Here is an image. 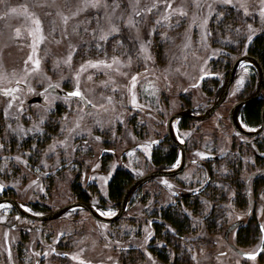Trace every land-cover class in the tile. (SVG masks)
<instances>
[{
    "label": "rangeland",
    "instance_id": "1",
    "mask_svg": "<svg viewBox=\"0 0 264 264\" xmlns=\"http://www.w3.org/2000/svg\"><path fill=\"white\" fill-rule=\"evenodd\" d=\"M101 3L99 8L74 15L82 0H0V195L15 197L29 211H35L32 205L49 211L77 199L71 184L78 177V184L87 189L99 213L110 216L107 213H114L119 205L107 194L112 173L120 168L135 177L156 168L151 150H166V118L186 106L196 110L208 107L232 61L249 52L256 36H264L261 0ZM168 3L171 9L166 7ZM149 8L153 10L148 12ZM181 11L186 15H180ZM165 15L168 20L163 19ZM65 16L69 17L67 24ZM36 19L42 29L39 34L35 32ZM113 26L119 31L106 41L100 40L102 31ZM41 34L44 40L36 44ZM113 57L120 63L110 69L87 66L89 61L112 63ZM36 60L40 61L38 71L34 70ZM82 65L84 71H80ZM241 65L225 100L208 119L174 121L176 132L189 141L188 145L195 141L201 149L204 145L199 144L205 141L213 144L221 157L214 166L220 173L226 161L245 159L239 155L227 158L226 152L234 139L242 137L232 128L228 110L256 84L255 70L246 63ZM133 76H137L134 88ZM50 84L63 90L77 89L78 84L90 106L85 107L76 97L49 91L43 93L44 103H27ZM7 90L9 95L4 94ZM260 98L264 99V84ZM71 129L75 131L70 133ZM63 141H67L65 146H61ZM53 145L55 151H50ZM104 147L113 153H104L99 159ZM206 152L193 149L190 154ZM195 168L189 165L175 177H157L146 183L132 196L129 210L112 224L95 221L83 210L36 222L19 217L13 207L1 203L0 264H264V253L256 262H245L227 248L221 236L225 225L237 217L235 211H229L230 203L235 200V180L243 181L245 171L241 170L237 179L216 175L212 181L211 188L222 192L220 198L213 199V208L221 217L212 234L205 230L203 216L212 204L203 195L197 197L202 203L201 215L182 206L196 233L187 232L176 245L171 244L173 239L162 240L155 227L144 221L152 217L151 212H161L162 206L178 203L181 189L199 186L204 176L199 178ZM222 250L226 254H214Z\"/></svg>",
    "mask_w": 264,
    "mask_h": 264
},
{
    "label": "flooded vegetation",
    "instance_id": "2",
    "mask_svg": "<svg viewBox=\"0 0 264 264\" xmlns=\"http://www.w3.org/2000/svg\"><path fill=\"white\" fill-rule=\"evenodd\" d=\"M226 76H227V73H226ZM226 76H225V78H226ZM221 86H220V88H221ZM27 90H28V93L31 94L29 89H27ZM47 91H49V90H47ZM0 92H3V90L0 89ZM7 92L10 93V91H8V90H7ZM44 92H45V89L39 91L36 95H32L30 98H32L34 96H41L42 101L39 103H44V95H43ZM217 94L218 93H215V95H217ZM63 97H70V96H63ZM257 99H261L260 96ZM28 100H27V103H28ZM30 103H32V102H30ZM263 104H264V100L262 102V105ZM262 105H261V107H262ZM186 107H190V106H186ZM186 107H184V108H186ZM191 107H194V106H191ZM261 107H260V110H261ZM193 111L196 112L198 110H196L194 107ZM241 111H242V109H241ZM241 111L239 112L240 119H242V112ZM181 120L182 119H180V121ZM260 122L261 121H260V111H259V121L256 124L249 125V124H246L244 122V125L246 128L250 129V128H255V127L259 126ZM240 135L242 137L240 139H237V140L234 139L231 142V144L229 145V147L226 148V152H227V155L229 156L227 158H235L237 155H239V157L245 158L239 162L240 163L239 168L242 171L246 172L245 177L243 179V183H242L243 184L242 185V193H243L244 202L237 203L235 201L236 200V191H234L235 194H234L233 199H235V200H234L233 204L230 203L231 208L229 209V211H231V210L235 211V213H237V217L234 218L233 220L229 221L225 225V227L222 230L221 236H222V239H223L225 245L227 246V248H230L235 253H237L241 257V259H243L245 262H256L262 257V255L264 253V230H262V229H264V137H263L264 136V130L261 133H259L257 136H253V137H248V136H245L243 134H240ZM184 142H185V152H186V163H185L184 168L181 170V172H179L175 176L182 173L186 169V167H188L189 165H196V168L194 169L196 172V175L199 176V178L204 176V179L199 184V186H197L196 188L191 189L189 191L199 189L200 187H202L205 184V188L202 191H200L199 193L195 194L196 196H202V195L205 196V194L207 195L208 190L211 189L212 181L214 180L216 175H218L216 173L221 172V171H217L214 167L215 163H217V162L220 163L221 157L214 152L216 149L212 148L213 144L211 142L209 143L208 141H205L206 144H199V145H204V147L201 149L199 147H197L198 143H196L195 141H194V143H192L190 145H188L189 141H186L185 139H184ZM235 142H238V143L236 144ZM165 143H167L166 140H165ZM172 145H174V144H172ZM174 146L176 148V158H175V161H176V159L178 157L179 148L176 145H174ZM154 148H152V149H154ZM193 149L195 151H200V150L204 151L206 149V151H209V152H206L205 155L191 156L190 153ZM151 152H152V150H151ZM104 153H113V151L110 148L104 147L101 150V153L99 155V159L102 157V155ZM188 153L190 154L189 157H188ZM232 162H233V160L226 161L225 164L223 165L224 172L221 173L223 176H229L231 174V172H232L231 163ZM172 165H173V163L170 164V166H168V167L165 166V167H159V168H169ZM156 168H154V169H156ZM128 172L131 174L130 171H128ZM239 173H241V172L239 171ZM175 176H172V177H175ZM132 177H133V175H132ZM135 177H137V176H135ZM135 177H133V179ZM168 178H170V177H168ZM207 180H208V182L206 183ZM85 190L87 191L86 188H85ZM189 191H182V189L180 190L179 201L181 202L182 206L184 205L182 202V197H184L186 194H188ZM135 193H133V195ZM132 196L130 198V205H131ZM0 197H9V198L16 199L15 197H12L9 195H7V196L0 195ZM16 200H18V199H16ZM75 200H79V199H75ZM18 201H20V200H18ZM87 201L93 203L90 200V196H89V200H87ZM6 204H8V203H6ZM93 204L96 205L95 203H93ZM176 204H177V202H176ZM8 205H10V204H8ZM23 207H24V205H23ZM96 207L98 209L97 205H96ZM118 207H119V205H118ZM14 210H15V208H14ZM49 211H51V210H49ZM83 211H85V210H83ZM31 212H46V211H36V210L34 211L33 210ZM85 212H87V211H85ZM16 213H17V211H16ZM17 215L19 217H24V216L19 215L18 213H17ZM24 218H26V217H24ZM29 220H31V219H29ZM145 220L147 221V224L149 226H152L153 220L157 221V219H155V217H151V218L146 217ZM32 221H34V220H32ZM36 222H45V221H36ZM233 222H237L236 225L233 226L231 229H229L227 232H225L226 228ZM102 223H104V222H102ZM108 224H112V223H108ZM243 231H245L244 235L241 234ZM262 241H263V244H262L261 249H260V245H261ZM213 242H215V240H213ZM213 244L215 245V243H213ZM258 249H260V251H258ZM239 251L244 252L245 254H253L257 251L258 252L254 256L255 257L254 259H250L248 257L241 256L239 254ZM214 254L216 256L224 255V254H226V250L216 251ZM61 256H64V255L61 254Z\"/></svg>",
    "mask_w": 264,
    "mask_h": 264
},
{
    "label": "water",
    "instance_id": "3",
    "mask_svg": "<svg viewBox=\"0 0 264 264\" xmlns=\"http://www.w3.org/2000/svg\"><path fill=\"white\" fill-rule=\"evenodd\" d=\"M243 63L250 65L255 70L256 75H257L256 84L251 93L241 98L240 100L236 101L229 108L228 119L232 127L234 128V130L237 131L238 133L243 134L248 137L257 136L259 133H261L264 130V104L262 105L261 110H260V121H261L260 125L255 128H250V129L246 128L240 120L239 112L245 105L249 104L250 102L256 100L259 97L260 91L264 84V68L262 67L261 63L254 55L250 53H244V54L237 56L232 61L228 69L227 76L218 94L214 96L213 101L208 107L194 112L193 111L194 108L190 106V107L180 109L170 114L167 117V119L165 120L166 137L172 144L176 145L179 148L176 164L171 168H156L145 174L135 177L125 188L120 204H119V207L115 210L114 215H110V216L102 215L99 213L96 205H94L91 202L83 201V200H74L66 204H63L54 210L46 211V212L28 211L23 207V204L20 201L14 198H9V197H0V204L8 203L13 208H15V210L17 211L19 215L24 216L34 221H48V220L58 219L62 217L63 215H65L70 210H85L89 213V215L95 221L104 222V223H113L114 221L119 219L129 209L130 198L133 195V193H135L140 187H142L144 184H146L147 182L157 177H171L181 172V170L184 168L185 163H186L185 142H184V139L180 137L175 131L174 126H173L174 121L180 120V119L203 121V120L208 119L215 112L218 106L225 100L227 91L232 81L234 80L236 71L238 67ZM47 90H49L50 92L58 96H68V93L76 89L63 90L57 87H48ZM82 97L83 99H81L80 97H77V98H79L86 107H89L90 104L85 99L83 94H82ZM36 101L41 102L42 101L41 96H34L30 98L28 100V103L36 102ZM207 182L208 180L206 181V183ZM204 188H205V184L199 189L188 192V195L197 194L200 191H202ZM236 223L237 222L231 223L226 228L225 232H227L229 229L235 226ZM262 244H263V241L260 245V249H261ZM260 249H258V251H260ZM257 252L253 254H245L244 252L239 251V254L243 257L249 258L250 256H255Z\"/></svg>",
    "mask_w": 264,
    "mask_h": 264
},
{
    "label": "trees",
    "instance_id": "4",
    "mask_svg": "<svg viewBox=\"0 0 264 264\" xmlns=\"http://www.w3.org/2000/svg\"><path fill=\"white\" fill-rule=\"evenodd\" d=\"M125 35H126V40H128L129 38L127 34ZM128 45H130V43H128ZM248 51H249L248 53L254 55L259 60L262 67L264 68V36L263 35H258L252 40V43L249 46ZM219 90L220 88L218 89V92ZM263 100L264 99L262 98L257 99L255 101L250 102L249 104L245 105L242 108V111H241L242 120H244L246 124L253 125L259 121V111H260V107L262 105ZM183 120H186V119H182L180 122H182ZM166 142H167L166 150H163L161 148L152 149L151 159L157 168L165 167V166L168 167L170 166V164L174 163L175 161L176 148L174 145H172L168 141L167 138H166ZM239 166H240L239 161H233L231 163L232 172L229 176H223L221 173L218 175L224 178L226 177V178L237 179L240 176L239 171H241ZM77 178L78 177H76L71 184L73 193L77 197V199L87 201L89 200V194L87 193L85 189L80 187V185L78 184ZM132 180H133V177L127 170L124 171L123 169H120V168L116 169L107 183V194H108L109 199L113 203L118 205V203H120L121 201L125 188L128 186V184ZM235 181H236V185H235L236 200L235 201L237 203L244 202L243 193H242L243 181H240V180H235ZM221 195H222V192L215 188L209 189L207 192V195L205 194L206 198H208L210 200V203L212 204L211 211L203 215L205 217L204 222L206 223L205 230L206 231H208L207 229L211 230L210 232L211 234L214 232L213 226L215 229L214 224L216 220L221 217V213L219 212L217 213L218 210L213 208V204H214L213 199L214 198L218 199L221 197ZM197 197L198 196L196 195L186 194L184 197H182V202L184 206L186 207V209H191L192 213H195L196 215L199 216L201 215L202 203L198 202ZM208 204L206 205L207 207H209ZM32 208L35 209L36 211H39L40 207L37 205H32ZM157 211L155 210L154 212H151L152 217L156 216V214H160V217L158 218L155 217L157 221L153 220L152 227H155L157 234L161 235L162 240L164 241L168 240V242H171V240L173 239L175 240V242L171 244L176 245L177 241L180 242L181 238L185 237L187 232L196 233V228H191V221L188 218V215L186 213H183L184 210L182 208L180 201L177 204L175 202L174 204L169 205L167 207L162 206V211L161 212H157ZM167 227H170L172 229V233L168 231ZM215 231L220 232L221 230L217 229ZM241 234L244 235L245 231H243ZM212 245L213 244H211L210 246ZM180 249H178V251L180 250L182 252V248ZM175 251H176V248H175ZM178 251H176L178 255H183L181 252L178 253Z\"/></svg>",
    "mask_w": 264,
    "mask_h": 264
},
{
    "label": "snow or ice",
    "instance_id": "5",
    "mask_svg": "<svg viewBox=\"0 0 264 264\" xmlns=\"http://www.w3.org/2000/svg\"><path fill=\"white\" fill-rule=\"evenodd\" d=\"M222 2L224 4H229L231 2V0H222ZM261 4L264 5V0H261ZM101 6H102L101 0H82V6L80 8H78L77 12L74 13V15H78L80 12L86 11L89 8L96 9V8L101 7ZM197 6H199V5H197ZM103 7L107 8L108 5L107 4H104ZM116 7H119V5H116ZM153 7H156V5H153ZM166 7L168 9H171L172 8L171 3H168L166 5ZM209 7H211V5H209ZM241 7H244V5L241 4ZM152 10H153V8H149L148 9V12H151ZM12 11L15 12L16 9H12ZM24 11H25V13H27V8H25ZM135 14L137 16H140L141 15V13L139 11H137ZM247 14H248L247 11H245V15H247ZM180 15H186V13H184V12L181 11ZM260 16L262 18H264V6H262L261 9H260ZM63 19H64V23L67 24L69 17L65 16ZM163 19L164 20H168L169 19V16L168 15H165L163 17ZM33 22L36 25L35 32L38 33V34L41 33L42 32V29L40 27V21H39V19H36ZM97 23L99 25V21H97ZM157 23H160V21H157ZM204 23L206 24L207 23V20H205ZM128 24H129V26H132L133 25V20H132L131 17H129ZM248 27H249V32H252L253 29H252L251 25H249ZM118 31H119V29L117 27L113 26V27L110 28V30L108 32H103L102 31L101 35L99 36V39L102 40V41H106L109 38L110 35H112L113 33L118 32ZM237 32H239V29H237ZM65 38H67V37L65 36ZM43 40H44V36L42 34L39 35V37H38V39L36 41V44H39ZM251 40H252V35H249L248 36V41L251 42ZM57 43H59V41H57ZM97 47H99V45H97ZM246 47H247V45H246ZM144 50L145 49H144V47L142 45L141 46V51H144ZM31 60H32V57L30 56L29 57V61H31ZM71 60H72V55L70 54L68 56V59H67L66 63L70 64L71 63ZM130 62L131 61L129 60V64H130ZM27 63H28V61H25V64H27ZM119 63H120V61L117 58L113 57L112 63H107L106 61H96L95 63H93V62L89 61L87 63V66L88 67H92V68H97V67L103 66L105 68H109L110 69V68L113 67V64H119ZM39 67H40V61L39 60L34 61V70L38 71L39 70ZM241 67L244 68L245 66L244 65H241ZM84 70H85V66L82 65L80 71H84ZM77 79H78V77H77ZM89 79H91V77H89ZM136 80H137V76H133L132 77V86H133V88L135 87ZM196 86L197 85H193V87H196ZM49 87H59V85L58 84L57 85H51L50 84ZM13 91H15V90H13ZM29 91L31 92L32 89L29 88ZM45 92H47V89H45ZM4 94L5 95H9L10 93L9 92H5ZM68 96H70V97H80L81 99H83L82 94L79 91V85L78 84H77V89L74 90V91H72V92H70V93H68ZM132 104H133V106H136V97H135L134 94H133V97H132ZM9 107H11V105H9ZM41 123H43V120H41ZM79 127H80V125L77 123L76 128H79ZM21 131H23V129H21ZM62 131H63V129H62ZM69 131L71 133V132L75 131V129H71ZM77 134H79V133H77ZM66 143H67V141L61 142V146H65ZM0 147H2V145H0ZM55 148H56V145L51 146L50 147V151H55ZM73 151H75V149H73ZM164 183L167 184V181H164ZM168 187H171V185H168ZM101 214L104 215L106 213H101ZM107 214L114 215V213H107ZM17 219H19V217H17ZM262 230H264V229H262ZM149 236H151V233H149ZM9 255H10V253H9ZM194 258L195 257H193V259ZM249 258L250 259H254L255 257L254 256H250ZM149 259H151L150 256H149ZM81 264H83L82 261H81Z\"/></svg>",
    "mask_w": 264,
    "mask_h": 264
}]
</instances>
